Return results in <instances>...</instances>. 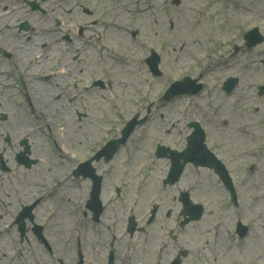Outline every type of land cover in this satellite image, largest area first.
<instances>
[{
  "label": "rangeland",
  "instance_id": "obj_1",
  "mask_svg": "<svg viewBox=\"0 0 264 264\" xmlns=\"http://www.w3.org/2000/svg\"><path fill=\"white\" fill-rule=\"evenodd\" d=\"M31 2L38 8L32 10ZM208 2L0 0V151L6 149L4 159L10 167L15 165L13 141L28 136L31 155L39 159L27 170L13 166L9 176L0 171V198L9 201L0 202V210L17 208L20 194L25 203L40 196L36 220L44 223V236L56 239L52 242L63 252L65 264L76 261L77 238L83 264H104L109 250L117 255L115 264H170L180 251L185 252L182 264H224L231 253L235 260L225 263L264 264V95L258 94L264 83V0H214L210 7ZM82 7L91 13L84 14ZM140 9L144 10L138 14ZM206 14V30L189 26L190 19L202 24ZM115 19L129 34L109 32ZM253 28L263 40L246 47L244 34ZM39 34L45 40L31 55L24 47L18 63L17 50L3 40L10 35L15 45L19 41L24 46ZM100 42L107 43L108 50L118 49L117 56L131 51L138 58L135 63L126 60L100 68L91 48ZM77 45L82 51L76 52ZM151 50L160 57L159 76L145 64ZM10 67L11 74H5ZM184 76L200 82L203 89L194 96L164 100L169 85ZM228 77L238 78L230 95L221 91ZM93 80H101L104 87L90 86ZM37 90L42 99L35 98ZM135 116L144 122L135 125L113 159L93 162L104 176L100 200L105 210L99 222L72 217L74 206L67 197L78 199L83 186L78 188V181L70 179L64 193L59 192L70 163L58 160L50 139L73 153L75 160H84L104 141L119 137ZM191 121L198 122L207 148L227 168L236 207L211 169L187 164L177 183L163 185L169 162L155 157L156 146L183 150ZM55 181L59 186L49 192ZM180 191L204 207L200 220L183 227ZM152 206L157 211L147 224ZM8 214L0 217V264H49L40 256L42 249L31 231L21 240L15 227L3 231ZM130 216L141 228L132 236L126 231ZM237 221L249 228L242 239L234 233ZM230 241L239 250L228 251L224 244ZM12 247L21 251L17 258Z\"/></svg>",
  "mask_w": 264,
  "mask_h": 264
},
{
  "label": "water",
  "instance_id": "obj_2",
  "mask_svg": "<svg viewBox=\"0 0 264 264\" xmlns=\"http://www.w3.org/2000/svg\"><path fill=\"white\" fill-rule=\"evenodd\" d=\"M261 40L262 38L260 37L255 40H251L249 45H254L257 42H260ZM152 57L155 58V60L153 61V64L150 65V67L151 69L155 70L156 64L158 63V58L154 54ZM229 80L231 81V84L235 82V79H229ZM187 83L188 81L185 80L182 83H179L177 85H185ZM171 90H169V92ZM182 92H185V91H182ZM260 93H264V86L260 89ZM165 97L169 98L170 96L166 94ZM134 123L135 122L133 121L132 124H130L129 128L124 129L123 138L115 142L116 144L115 146H113V149L111 153L109 154V156L114 152V150L120 143L124 142L128 134L132 130ZM193 126H194V131L188 137L187 147L182 152L178 153L175 151H169L168 149L158 148V156H166V153L169 152L168 157L170 158V161H171V167L168 172L167 178L164 181L165 183L173 184L174 182H176L181 174L183 166L188 161H192L195 164L213 167L217 171V173L219 172L218 170H220V166L218 165L217 161L214 160V158L209 154V152L206 150L205 146L202 143V134L200 133L198 125L193 124ZM202 155H205V156L202 157ZM221 175H222L221 177L224 179V182L226 183V185L228 186V188L230 189L232 193V198H234L233 191H232L229 181L227 180L226 177L223 176V173ZM179 200L182 202L183 207H184L182 214L183 215L187 214L189 216L185 221H183V223H186L188 220H191V219H197L201 215L202 207L200 205L192 204L188 198L187 193H182L179 197Z\"/></svg>",
  "mask_w": 264,
  "mask_h": 264
},
{
  "label": "bare ground",
  "instance_id": "obj_3",
  "mask_svg": "<svg viewBox=\"0 0 264 264\" xmlns=\"http://www.w3.org/2000/svg\"><path fill=\"white\" fill-rule=\"evenodd\" d=\"M189 1H192V0H189ZM213 2H214V0H209L208 6L210 7ZM153 5H155V4H153ZM142 10H144V9H142ZM142 10L141 9L138 10L137 13L138 14H141ZM128 13H129V15H131L130 14V11H128ZM119 14H121V13H119ZM22 17L24 19V16L23 15H22ZM207 19H208L207 14H206L205 18L203 19V23L202 24L200 23L201 20L190 19V25L189 26H193L195 29H196V27L202 26L201 27L202 28V31H204V30H206L208 28L206 25H204V23H206V20ZM109 27H110L109 32L114 33V34L118 33V31L124 32V33H128L129 32V30L128 29L126 30L123 27V25H119L118 24V21H116V19H115V23L114 24H111ZM21 34L22 35H26L27 33H21ZM14 35H17V36H20L21 37V35L18 34V33H15ZM86 36L87 37H90L91 36V33L86 34ZM5 37L6 38H3V40H6V41L8 40V42H9V48L11 50L12 49L17 50V52L15 53V61L17 63H18V60L19 59H22V56L24 55V52H23L24 51V47H27L28 52L31 55L35 51L36 45H41V43L45 40V38H43L42 35L39 34V36L36 35L35 40H34V38H32L31 40H29V43H27L26 45L23 46V42H19L18 40H17L18 42L15 45L14 39L13 38H10L11 37L10 35H7ZM129 43H131V42H129ZM107 45H108L107 43L100 42L99 45H98V47H96V48H94L93 46H91V48L95 51V57H96V59L98 61V64L97 65L100 68H107L108 66L116 67V66H118L117 63L119 61H123L124 62V61L127 60V63H135V59L138 58L137 55H136V53H133L131 51H128V52L125 51L124 54H120V55L117 56V52H119V50L116 49V48H114V47L112 49L108 50V46ZM76 48H77L76 52H79V51H82L83 46L82 45H77ZM74 53H75V51H74ZM23 58L24 59H27V55H25ZM72 59H75V58L72 57ZM124 67L128 69L129 68V65L126 64ZM113 87H115V85H113ZM39 91L40 90L35 91L36 92L35 98H41L42 99L41 93ZM115 95L117 96V93H115ZM44 106L46 107L47 105L45 104ZM138 165H139V163L137 164V166ZM149 168H151V166H149ZM149 190H147V191H149ZM220 236H221V234H220ZM205 244L208 245V243H205ZM224 246L227 248L228 251H230V250H233L235 248L236 244L233 243L232 241H230L229 244L225 243ZM207 250L208 251H211V245H210L209 248H207ZM230 252H232V251H230ZM224 256H225V254H224ZM230 257H233V253H231V256H229L227 254L225 256V261L226 260H231L232 261V259H230ZM203 263H200V264H203Z\"/></svg>",
  "mask_w": 264,
  "mask_h": 264
}]
</instances>
